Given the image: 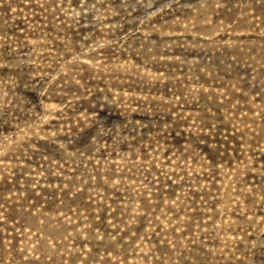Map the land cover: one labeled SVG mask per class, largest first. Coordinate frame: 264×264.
Segmentation results:
<instances>
[{
	"label": "rangeland",
	"instance_id": "obj_1",
	"mask_svg": "<svg viewBox=\"0 0 264 264\" xmlns=\"http://www.w3.org/2000/svg\"><path fill=\"white\" fill-rule=\"evenodd\" d=\"M0 264H264V0H0Z\"/></svg>",
	"mask_w": 264,
	"mask_h": 264
}]
</instances>
